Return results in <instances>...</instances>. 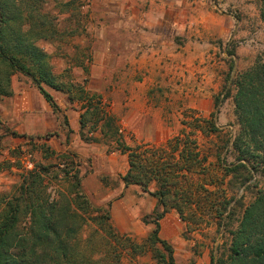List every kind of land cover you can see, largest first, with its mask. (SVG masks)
Segmentation results:
<instances>
[{"label": "rangeland", "instance_id": "obj_1", "mask_svg": "<svg viewBox=\"0 0 264 264\" xmlns=\"http://www.w3.org/2000/svg\"><path fill=\"white\" fill-rule=\"evenodd\" d=\"M18 1V7L23 10V23L18 26L16 38L25 44L34 42L47 53L59 83L82 84L80 70L93 60L85 49L90 35L85 26L95 0ZM190 1L194 24H187L185 32L191 36L182 37V43L192 38L199 49L185 58L188 60L185 65L190 60L192 65L185 66L181 88L175 92L166 86L157 92L153 90L151 105L149 102L144 105L141 97V104L132 106L125 94L130 89L124 92L110 89L101 97L118 117L124 142L132 147L147 145V155L156 160L166 164L186 160L180 150L174 149V143H168L182 131L187 140L196 142L197 147L192 144L185 152V156L197 153L194 173L183 174L177 170L170 179L171 192L167 196L170 208L161 220L160 236L172 245L177 263L213 264L212 257L217 254L218 246L228 239L224 230L219 229V205L225 196L236 193L237 197L244 198L241 211L264 183L256 174L249 190L237 191L222 167L223 161L230 163L235 159L225 143L233 140L240 130L235 103L237 81L243 72L264 59V18L262 0ZM40 31L46 38H40ZM2 81V86H6ZM10 83L13 94H0V221L10 202L19 195L24 178L32 171L47 168L49 174H45L44 188H34L37 197L50 201L61 199L59 202H65L67 207L68 198L75 194L78 177L91 208L78 209V217L75 215L66 225V231L70 232L64 238L67 257L58 255L52 259L47 245L49 254L41 259L45 260L43 263L54 264L55 260L60 264H166L161 257V251H165L160 250V245H142L151 231V225L145 224L142 218L157 199L144 192L140 184L125 186L121 176L129 168L128 155L119 151L117 144L103 139L98 141V160L93 155L96 152L87 150L84 144L69 146L80 136L76 137L66 125L68 117L63 104L67 103V96L46 84L43 86L57 97L61 107L55 111L59 124L31 131L27 124L35 116L25 109L35 105L38 95H43L32 77L21 71L13 73ZM81 105L78 100L73 103L76 110L83 112ZM150 106L153 112L158 111L154 116L149 113ZM138 108L145 109L146 116H139ZM209 120L220 131L212 132ZM132 127L139 133H134ZM99 132L95 130V134L100 135ZM149 189H159L156 179L150 182ZM124 196L132 201H122ZM116 200L120 204L113 211ZM96 207L103 210L97 212ZM107 210L111 214L109 220L105 218ZM31 224L30 215L21 212L17 229L24 232ZM126 225L129 226L125 230Z\"/></svg>", "mask_w": 264, "mask_h": 264}, {"label": "trees", "instance_id": "obj_2", "mask_svg": "<svg viewBox=\"0 0 264 264\" xmlns=\"http://www.w3.org/2000/svg\"><path fill=\"white\" fill-rule=\"evenodd\" d=\"M18 2L0 0V94L2 96L13 94L11 76L15 71H21L32 77L35 86L51 104L54 112L59 110V106L43 84L67 93L73 103L80 101L83 109L80 118L81 138L84 141L103 139L117 144L116 148L127 154L129 159V169L121 176L125 186L140 184L144 192L157 199L155 209L142 218L145 224L151 225V231L142 245L147 243L160 245V250L165 251V253L161 251V257L166 264H179L175 260L172 245L160 236V227L161 220L170 208L167 196L171 192L170 179L174 171L179 170L180 173L188 174L194 173L197 168V153L190 152L189 156H185L188 147L192 144L193 147H197L196 142L187 140L185 131L172 138L168 143H174V149L180 150L182 158L186 160L183 163L178 160L177 163L168 164L148 156L147 145L139 144L132 147L124 142L119 120L101 95L92 94L83 84L66 86L59 83L50 68L47 53L34 42L25 44L24 40L16 38L18 26L23 23V10L18 7ZM262 16L264 18V0ZM27 19L30 21V17H26ZM38 35L40 38H46L42 31ZM2 79L6 83L4 87ZM237 87L235 103L240 130L233 140L229 139L225 143L228 150L234 153L235 159L230 163L223 161L222 167L224 173L230 176L233 189L246 191L253 184L252 180L256 174L264 180V59L258 60L254 67L239 76ZM215 113L213 112L212 116H215ZM209 122L212 132L220 131L215 122L212 120ZM66 125L69 126L67 119ZM88 125L90 128L86 129ZM97 129L100 135L95 134ZM69 131L72 132L71 129ZM46 173L49 174L47 168L30 172L23 180L19 195L14 202H10L9 209L3 214L0 221V264H51L43 263L45 260H41L46 259L49 254L47 245L51 248L52 259L58 255L67 257L64 238L70 232L66 231V225L74 220L75 215L78 217V209L89 210L91 202L83 192L81 179L78 177L75 194L72 199L68 198L67 207L65 202L63 204L59 202L61 199L50 201L37 197L34 188L36 186L44 188ZM259 178L254 183H259ZM153 179H156L159 185L156 191L149 189ZM237 195L233 193L229 197L225 196L223 203L218 207L219 229L224 230L228 239L218 246L217 254L212 257L213 264H264V183L257 190L253 200L244 205L241 211L239 208L244 198L243 195L241 197ZM189 203L194 204L193 201ZM102 210V207H96L97 212ZM21 212L29 214L32 223L24 232L17 229ZM110 217L111 214L107 210L105 218L109 220ZM52 263L60 264L55 260Z\"/></svg>", "mask_w": 264, "mask_h": 264}, {"label": "crops", "instance_id": "obj_3", "mask_svg": "<svg viewBox=\"0 0 264 264\" xmlns=\"http://www.w3.org/2000/svg\"><path fill=\"white\" fill-rule=\"evenodd\" d=\"M191 7L190 0H95L85 26L90 33L85 41V49L93 60L88 67L80 70L83 78L80 82L92 94L102 96L110 89H121L123 92L130 89L125 94L132 106L140 105L141 97L144 105L148 102L151 105L153 90L160 91L163 86L170 87L174 92L179 90L182 86L181 77L187 69L185 66L192 65L191 60L185 65L188 61L185 58L188 59L199 49L192 38L186 44L182 43V37L191 36L185 32L189 22L191 26L194 24ZM150 92L153 93L149 96ZM63 93L67 96V103L63 106L69 120V129L76 137L80 136L69 146L84 144L87 150L98 151V141H84L81 138L82 110H76L68 94ZM51 95L58 104L57 97L53 93ZM35 102V105L33 103L25 109L35 116L33 122L27 124L28 129L38 131L59 124L56 113L44 96L38 95ZM149 109L153 116L158 112H153L152 106ZM138 110L139 116H146L145 109ZM131 129L139 133L137 128ZM93 155L98 160V153ZM127 198L124 196L122 201L130 203L132 199L127 201ZM119 204V200L113 203V211ZM156 205L157 200L152 201L149 213ZM128 226H124V229Z\"/></svg>", "mask_w": 264, "mask_h": 264}]
</instances>
